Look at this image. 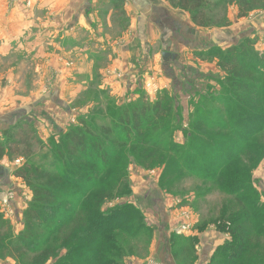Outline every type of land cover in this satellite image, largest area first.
<instances>
[{
  "label": "rangeland",
  "instance_id": "rangeland-1",
  "mask_svg": "<svg viewBox=\"0 0 264 264\" xmlns=\"http://www.w3.org/2000/svg\"><path fill=\"white\" fill-rule=\"evenodd\" d=\"M89 1L90 5L83 9L84 0H0V171H3L0 243L14 245L21 241L26 231L27 212L36 207L46 208L35 201L33 190L45 183L47 175L56 178L65 175V182L79 181L73 166H70L73 175L65 173L63 164L69 162L67 137L78 131L85 133L86 129L113 126L116 120L113 117L125 108H152L162 101L170 106V111L163 115L170 118L162 130L166 133L164 138H156L162 131L151 138L146 132L148 145L131 150L126 144L113 145L112 139L106 141L99 133L95 134L108 152H119L108 169L110 172L96 178L100 184L93 196L116 184L112 198L105 200L100 210L107 212L123 204L129 205L139 213L133 222L143 227L135 236L114 238L121 251L118 262L229 264L225 260L229 252L218 253L219 247L230 241L224 231L229 225L223 222L243 215L242 206L227 189H219L215 180L201 176L202 173L179 170L165 179L164 166L160 163L168 158L162 161L161 151L173 144L185 148L191 134L196 137V144H200L196 149L199 156L216 158L226 154L216 151L215 155L201 149L204 148L201 146L204 142L199 139L202 131L194 132L192 127L200 112L215 120L206 123L208 127L220 121L227 124L221 111L225 104L228 106L225 100L233 98L231 90L234 89L228 56L235 48L236 55H246L250 60L263 57L264 0H205L201 8L204 17L197 19V22L208 23L204 27L197 26L196 12L179 7V0H164L171 10L177 11L178 19L192 20L205 44L197 52L180 48L174 58L178 62L175 66L170 56L167 61L162 59L161 46L155 54L149 55L148 63L138 58L136 15L129 8L125 9V1ZM49 4H54L55 13H49ZM17 12L24 20L20 19L19 27L14 29L17 23H11V18L16 17ZM228 28L239 35L236 34L235 44H212L213 32ZM243 32L246 35L240 36ZM123 48L127 51L122 53ZM243 57H239L241 61ZM137 58L140 62L135 63ZM162 62H169V74ZM256 62L248 65L249 70ZM126 69L131 72V87L127 86L123 74ZM243 70L248 71L247 66ZM250 76L264 78V71L259 67ZM249 82L253 83V79ZM218 129L208 128L202 134L215 141L231 138ZM231 141L237 144L236 138ZM251 142L263 150L251 162L245 159L241 172L232 174H249L245 182L249 188L241 193L243 202L256 199L263 204L264 130L252 136L248 143ZM208 143L210 147L216 145ZM206 170L212 171V168ZM54 184L62 185L56 180ZM62 211L58 208L57 214H53L52 225L38 228L48 240L42 244L48 251L46 258L35 260L26 255L21 261L11 257L5 245L0 244V264H60L64 261L68 254L63 244L65 231L54 233V222L61 219ZM42 221L49 222L45 216ZM252 238L248 260L264 264V240L256 235Z\"/></svg>",
  "mask_w": 264,
  "mask_h": 264
},
{
  "label": "trees",
  "instance_id": "trees-1",
  "mask_svg": "<svg viewBox=\"0 0 264 264\" xmlns=\"http://www.w3.org/2000/svg\"><path fill=\"white\" fill-rule=\"evenodd\" d=\"M204 1L179 0L181 9L191 13L196 12L194 13V20L197 26L201 27L208 24L207 22H199L204 17L201 11ZM198 10L200 11L198 12ZM197 19H199L198 22ZM236 52L237 49L232 48L228 56L230 59L229 64L232 65L231 69H233L231 80V85L234 88L231 90L233 98L225 100L228 106L225 104L224 110L221 111L224 119L227 120V124H222L220 121L216 126L208 127L206 123H214L215 120L200 112L192 127L194 132L197 129L206 132L208 128L217 127L218 130L230 134V139L221 138V140L216 141L211 137L204 136L202 132L199 134L201 135L199 139L204 142L201 145L204 148L201 149L211 151L215 155H217L216 151L226 152V154L218 155L216 158L214 156L211 158L199 156L196 149L200 144H196V137L189 134L191 139L186 143L185 148L181 149V147L172 143L173 145H169L167 150L161 151L162 161L165 158L168 159L166 162H161L160 165L164 166L163 175H165V179L176 174L179 170L188 169L194 174L202 173L201 176L215 180L219 189L229 191V195L233 196L235 201L242 206L243 215L223 222L229 225L227 229L224 228V231L229 234L230 241L219 247L218 253L221 251L224 253L229 252L227 254L229 256L225 257L226 262H229V264H237L238 262V264H253L255 259L248 260L250 256L247 251L249 250V244L253 242L252 237L254 235L260 236L264 240V203L261 204L255 198L250 202L248 201L249 197L246 199L248 202H243L241 193L247 192L249 188V184L245 183L247 182V175L249 178V174L232 173L241 172L245 159L248 158V161H250L263 150L262 147L253 144L254 140L251 143L248 142H250L252 136L264 130V87L262 86L264 85V78L262 76L259 78L250 76L259 67L261 71H264V55L259 60L255 58L250 60L246 55L244 57L242 54L236 55ZM240 56L244 58V61L240 60ZM254 62H256L255 65H252L253 68L249 70L248 65L254 64ZM245 66H247L248 71L243 70ZM243 71H246V73H243ZM251 79H253V83L249 82ZM169 111L170 106L163 104L162 101L156 102L152 108L144 106L125 108V111L117 113V116L113 117L116 118L113 126L97 130L86 129L85 133L78 131V133L67 137L66 151L69 154V162L63 164L65 173L72 174L70 166H73L76 168V173L80 175H75L79 178V181L65 182V175L57 178L47 175L45 183L34 187L33 198L36 202L46 205V208L38 209L36 207L27 212L26 231L21 241H16L14 245L4 244L5 242L0 243L5 245V250L7 249L11 253V257L21 261L26 255L32 256L35 260L46 258L48 251L45 250V247L42 248V244L48 240L45 238L43 231H38V228L44 227L45 224L48 227L52 225L53 214H57L58 208L62 211L61 207H63L66 211H62L63 216L61 219L54 222V233L56 235L65 231L63 244L68 249L65 260L60 264H120L118 260L121 259L119 253L121 251L118 249L114 238L117 236H135L140 234L143 227L137 226L133 222L134 217L139 216V213L129 205L123 204L107 212L100 210L101 204L112 198V189L116 184L109 189H104V192L99 195L93 196L96 193L97 185L100 184L96 178L110 172L108 169L113 159L115 160L119 155V152L116 150L108 152L103 142L97 139L95 134L99 133L106 141L112 139L113 145L126 144L131 147V150H138V146L148 145V141L145 139L146 132H149L148 136L151 138L156 132L165 128L170 118L166 119L163 115ZM165 134L162 131L156 134L158 136L156 138H164ZM233 138L237 139V144L231 141ZM162 141H165V139ZM208 142L216 145L210 147ZM153 147L155 146L153 145ZM141 155L143 154L141 153ZM1 158L2 155L0 154ZM208 167H211L212 171H207L206 168ZM81 172L83 173L81 174ZM55 180L62 183V185L54 184ZM89 190L91 191L90 194ZM115 192L120 191L116 190ZM56 205L59 207L56 208ZM65 207L67 208L65 209ZM44 216L48 218V223L42 221ZM51 234L52 232L49 235ZM2 236L3 231L0 230V240ZM38 241L42 242L39 243Z\"/></svg>",
  "mask_w": 264,
  "mask_h": 264
},
{
  "label": "crops",
  "instance_id": "crops-1",
  "mask_svg": "<svg viewBox=\"0 0 264 264\" xmlns=\"http://www.w3.org/2000/svg\"><path fill=\"white\" fill-rule=\"evenodd\" d=\"M125 1V9L126 7L132 11L135 16V24L136 34H137V45L140 46V54L138 58L140 60L149 62V55H153L158 51V46H161L160 55L163 53H169L170 57L173 60V66L178 65V62L174 60L177 58L179 49H186L190 52H197L198 48H204V41L200 39L202 36L200 29L196 28L193 25L192 20H183L178 19L179 14L175 10H171L168 7V3L164 0H123ZM83 9H86L90 5L89 0H84ZM54 4H49V13H55L56 7ZM72 7H68L71 9ZM67 9V8H66ZM181 14V13H180ZM181 14V18H182ZM11 23H17L14 29L19 27V21L21 18V14L17 12L16 17L11 18ZM52 24V23H51ZM183 30L187 32L188 37L194 35V38H188L186 34H184ZM232 29L228 28L223 31H214L212 44L220 43L221 45L235 44L234 41L236 37L239 35ZM246 35L243 32V36ZM238 39V38H237ZM127 51L125 48L122 49V53ZM132 50V49H131ZM133 51V50H132ZM184 50H182L183 52ZM137 58V60H138ZM135 63L140 62L139 60ZM133 63V64H135ZM123 64V63H122ZM120 65L121 67L123 65ZM168 63L162 62V67L167 69V74H169ZM171 64V62H170ZM124 77L127 86L130 85L131 72L126 69L124 72ZM3 171H0V177L2 176ZM5 174V172H4Z\"/></svg>",
  "mask_w": 264,
  "mask_h": 264
},
{
  "label": "water",
  "instance_id": "water-1",
  "mask_svg": "<svg viewBox=\"0 0 264 264\" xmlns=\"http://www.w3.org/2000/svg\"><path fill=\"white\" fill-rule=\"evenodd\" d=\"M170 56V54H166V53H163L162 54V59L167 61L168 57Z\"/></svg>",
  "mask_w": 264,
  "mask_h": 264
}]
</instances>
